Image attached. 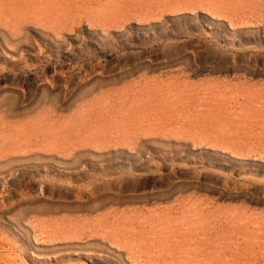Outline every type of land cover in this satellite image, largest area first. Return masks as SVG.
Segmentation results:
<instances>
[{"label":"rangeland","instance_id":"obj_1","mask_svg":"<svg viewBox=\"0 0 264 264\" xmlns=\"http://www.w3.org/2000/svg\"><path fill=\"white\" fill-rule=\"evenodd\" d=\"M0 264H264V0H0Z\"/></svg>","mask_w":264,"mask_h":264},{"label":"bare ground","instance_id":"obj_2","mask_svg":"<svg viewBox=\"0 0 264 264\" xmlns=\"http://www.w3.org/2000/svg\"><path fill=\"white\" fill-rule=\"evenodd\" d=\"M14 148V147H13ZM1 154H3V153H1Z\"/></svg>","mask_w":264,"mask_h":264}]
</instances>
